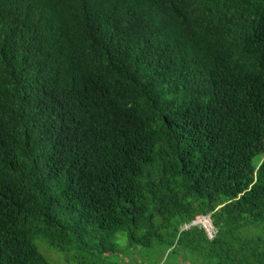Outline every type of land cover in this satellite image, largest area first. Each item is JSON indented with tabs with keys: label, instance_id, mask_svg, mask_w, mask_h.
Returning <instances> with one entry per match:
<instances>
[{
	"label": "trees",
	"instance_id": "trees-1",
	"mask_svg": "<svg viewBox=\"0 0 264 264\" xmlns=\"http://www.w3.org/2000/svg\"><path fill=\"white\" fill-rule=\"evenodd\" d=\"M198 215L213 239L184 229ZM252 225L264 0H0V264H54L39 237L111 259L119 234L177 264H264Z\"/></svg>",
	"mask_w": 264,
	"mask_h": 264
},
{
	"label": "rangeland",
	"instance_id": "rangeland-1",
	"mask_svg": "<svg viewBox=\"0 0 264 264\" xmlns=\"http://www.w3.org/2000/svg\"><path fill=\"white\" fill-rule=\"evenodd\" d=\"M259 160V156L255 161ZM249 235H264V226L252 225L245 228ZM116 242L119 250L111 259H92L81 254L58 252L51 248L43 237L37 239V245L50 262L54 264H177L178 254L167 244H156L153 247L136 249L131 246L126 236L118 235ZM173 262V263H172ZM180 264H189L186 256L181 258Z\"/></svg>",
	"mask_w": 264,
	"mask_h": 264
},
{
	"label": "built area",
	"instance_id": "built-area-1",
	"mask_svg": "<svg viewBox=\"0 0 264 264\" xmlns=\"http://www.w3.org/2000/svg\"><path fill=\"white\" fill-rule=\"evenodd\" d=\"M198 225L204 228L209 236V238L213 239L217 233L215 226L213 225L211 215H198L195 220L191 223H187L184 225V229H189L191 226Z\"/></svg>",
	"mask_w": 264,
	"mask_h": 264
},
{
	"label": "clouds",
	"instance_id": "clouds-1",
	"mask_svg": "<svg viewBox=\"0 0 264 264\" xmlns=\"http://www.w3.org/2000/svg\"><path fill=\"white\" fill-rule=\"evenodd\" d=\"M214 225V224H213Z\"/></svg>",
	"mask_w": 264,
	"mask_h": 264
}]
</instances>
